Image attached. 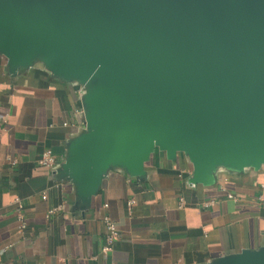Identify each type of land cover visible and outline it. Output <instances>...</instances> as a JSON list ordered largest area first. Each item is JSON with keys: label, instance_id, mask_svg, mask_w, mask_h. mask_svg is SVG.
Returning <instances> with one entry per match:
<instances>
[{"label": "water", "instance_id": "obj_1", "mask_svg": "<svg viewBox=\"0 0 264 264\" xmlns=\"http://www.w3.org/2000/svg\"><path fill=\"white\" fill-rule=\"evenodd\" d=\"M0 54L12 76L82 87L84 128L51 174L81 210L155 153L185 155L191 186L264 166V0H0ZM209 264H264V247Z\"/></svg>", "mask_w": 264, "mask_h": 264}, {"label": "crops", "instance_id": "obj_2", "mask_svg": "<svg viewBox=\"0 0 264 264\" xmlns=\"http://www.w3.org/2000/svg\"><path fill=\"white\" fill-rule=\"evenodd\" d=\"M82 95L39 65L12 76L0 54V264H209L264 247V166L219 168L213 185L191 186L185 155L155 153L144 177L112 168L90 206L76 207L71 181L38 160L51 150L63 162L84 128ZM107 216L120 236L105 252Z\"/></svg>", "mask_w": 264, "mask_h": 264}, {"label": "built area", "instance_id": "obj_3", "mask_svg": "<svg viewBox=\"0 0 264 264\" xmlns=\"http://www.w3.org/2000/svg\"><path fill=\"white\" fill-rule=\"evenodd\" d=\"M59 164L58 161V157L56 154H54L51 150H45L42 152V154L39 157L38 160V165L39 167H41L42 169H44L47 173L52 174L53 169ZM229 197H231V195H229ZM43 198L46 199L47 196L44 194ZM15 203H19L18 199H15L14 201ZM180 202L181 204L184 203V199L180 198ZM135 203L134 200L130 201V204ZM214 202L211 201H206L203 203L204 207H210ZM107 206V205H106ZM64 205L61 204L59 206H56L54 208H52L49 213H55L59 210L64 209L63 208ZM21 209V205L19 204V211ZM105 221V227H106V244L104 246V251L108 252L110 250H112L113 245L115 243V241L118 239V237L120 236V232L116 226V224L114 223L113 220H111L108 216L104 218Z\"/></svg>", "mask_w": 264, "mask_h": 264}]
</instances>
